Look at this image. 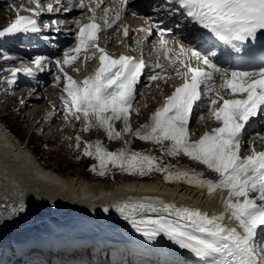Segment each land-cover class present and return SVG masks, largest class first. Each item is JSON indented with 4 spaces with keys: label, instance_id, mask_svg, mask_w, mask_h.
<instances>
[{
    "label": "snow or ice",
    "instance_id": "snow-or-ice-1",
    "mask_svg": "<svg viewBox=\"0 0 264 264\" xmlns=\"http://www.w3.org/2000/svg\"><path fill=\"white\" fill-rule=\"evenodd\" d=\"M27 2L35 7L21 5L15 9V20L0 30V37L39 32L38 18L44 12L72 11L62 0H51L46 4L42 0ZM66 3L73 4V0H66ZM103 4L104 0H76L74 7L86 10L88 15L86 22L72 21L76 26L75 46L54 61L48 56H35L31 61L35 68L7 69L11 76L6 77V82L9 85L15 83L18 72L28 76H34L36 71L50 72L49 65L54 63L57 75L53 87L59 88L62 78L64 81L60 99L65 121L69 116L83 119L85 131L99 126L109 139H119L122 132L115 129L114 121L123 120L124 133L132 131L131 112L138 111L133 108V103L145 69L153 68L147 76L149 87L152 81L172 79L167 70L173 69L175 77L182 82L152 114L151 124L142 125L148 131L137 130L135 135L155 143L170 141L168 155L183 153L215 172L218 179H205L203 173L194 170H173L175 166L162 165L155 156L141 152L123 148L110 152L99 141L94 145L85 142L84 155L94 156L99 161L98 174L101 176L106 175L110 164L133 175L161 172L166 182H184L206 188L210 195L218 189L227 190V196L221 200L223 211L219 213L177 206L153 196L129 198L115 207L148 241L163 235L200 258L202 264H264V151H257L253 143L251 154L241 155L253 118L260 117L264 127V0H166L164 11L167 16L178 13L182 20L210 33L205 35L189 30L185 38L190 44L177 40L175 46H170L165 39L172 31L169 27L150 24L144 29H132L127 23H119L125 10L137 15L131 8V0H113L107 7H102ZM98 10L103 14L98 16ZM21 11L31 15H20ZM62 23L52 19L44 27L59 32ZM109 29L122 32L124 37L132 31H144L145 40L156 29L160 34L153 44L158 54L157 62L150 66L142 56L111 55L99 42L100 34ZM142 42L136 41L137 44ZM192 45L198 46L199 50ZM82 53L85 64L96 58L98 65L91 74L78 81L65 68L75 64ZM5 59L11 57L5 56ZM73 71L80 69L73 68ZM20 103L25 101L21 99ZM205 107L219 126L192 140L190 121L196 111ZM259 138L264 139V136ZM80 139V136L76 137L77 147ZM92 170L96 171L97 166L93 165ZM24 207L21 205L19 210L24 211Z\"/></svg>",
    "mask_w": 264,
    "mask_h": 264
},
{
    "label": "bare ground",
    "instance_id": "bare-ground-1",
    "mask_svg": "<svg viewBox=\"0 0 264 264\" xmlns=\"http://www.w3.org/2000/svg\"><path fill=\"white\" fill-rule=\"evenodd\" d=\"M21 1H17L14 3L15 9H19L21 7V5H24L23 2H27V0H21ZM49 2H51V0H46L43 3L46 4ZM112 2H113V0H104V4L102 5V7L110 6L112 4ZM2 3H3V1H2ZM21 13L22 12H20L19 14L25 15V14H21ZM86 14L88 15L86 10L74 8L70 17H68L66 19V22H68L67 23L68 28L70 30L74 29L75 25L72 23V21L75 19H81L82 20V16H84ZM102 14H103L102 10L97 11L98 16H100ZM57 15L58 16H56L53 19H57V20L61 21V19L64 17V16L59 15V14H57ZM16 16H17V12H16ZM51 16H55V15H51ZM15 18H14V20H15ZM14 20H12L11 23ZM132 21H133V18L130 17L127 14V10H125L123 18L119 23H127L130 26V28L134 29L132 24H131ZM135 37H136V33L133 31L129 33L128 37H124L122 32H116V31H113L112 29H109L100 35L99 42H100L101 47H106L107 50L113 51L114 49H116L118 47L128 48L129 45H133V43H134L133 41L135 40ZM2 38H3V40L0 41V43H3V42L6 43L7 42V43L11 44V42L21 43L22 40H18L20 38L26 39V41L29 42L30 36H26L25 33H17V34H8L7 36L0 37V39H2ZM129 42L130 43L132 42V44H129ZM32 43L33 42L31 41L30 44H32ZM68 48H70V47L68 46ZM148 48H149L148 50L151 49L150 46ZM66 50H67V48L65 46L64 51H66ZM155 56H157L156 52H154V53L148 52L145 55V58H146L147 62H152V60ZM85 67H84L85 69L83 68L84 69L83 72L81 74H78V76H79L78 78L83 79L84 76L91 74L92 71L94 70V67L90 64V62H89V65L85 66ZM167 74L172 75L173 78L167 80L166 83H168V85H170L169 82H171V84H173L174 86L170 85L172 88H169V87H166V85H165V89H167V91L164 93L165 99L167 96L171 95V93L174 91L175 87L178 86L182 82V81H180L179 83L174 84V79L176 77H175L173 69L169 68L167 70ZM73 78L78 80V78H76L74 76H73ZM147 81L148 80L145 79L143 76L141 77L140 82L137 84V92L135 95V99L137 98V96L141 97V99L138 101V104L143 106V104L145 102L146 109L150 111L151 110L150 108H152V106H153L151 104V101H152L151 98H153L156 91H155L154 87L150 88L149 86H147V87L144 86V83ZM163 81L164 80H160L157 83V86L161 85L160 86V88H161L164 85ZM39 84L41 85V82ZM141 87H142V89H141ZM139 90H141L143 93L140 94L138 92ZM159 92H157V94ZM19 94H24L26 96L25 99H27L29 96L28 93L27 94L23 93L22 90L19 91L18 95ZM148 94H151V96L148 97ZM224 94L227 98V92H225ZM18 95H16V96L18 97ZM157 97H155V98H157ZM37 98H38L37 94H33V95L29 96V99L26 100V105L28 107L29 106L36 107L35 109L28 110L29 111L28 115L32 118H36V120L33 122V124L36 123L38 118L40 117V112L43 109L46 110L45 104L36 105L35 103H33V100L36 101ZM135 99H134V101H135ZM161 102H158L160 105H158L157 107L163 106L165 100L164 101L162 100ZM157 107H156V110H157ZM204 109H206V108H204ZM47 110L50 111L49 109H47ZM198 112L200 115L199 117L203 116L204 119L202 120V123H200V121H201L200 120L199 123H197V125L195 127L193 126V128H191L192 126L190 127V125H191V121H190V124H189V131L190 132L192 131L196 135L198 133L202 132L201 135H203V132L210 131L213 126H215V127L219 126L218 122H214V123L210 122L211 116L208 115V117H207V115L203 113L204 112L203 110L202 111L198 110ZM132 115L137 119H134L132 116V118L130 119V124H132V122L135 120H140L141 115H139V111H135V113H133ZM54 121H55L54 117H50V116L48 117V123H50V122L52 123ZM43 122H45V121L43 120ZM200 124H202V125H200ZM37 126H38V124H37ZM121 127H122V125H121ZM123 128L124 127H122V129ZM122 129H120V131ZM124 134H126V133H124ZM198 136H197V138H198ZM50 138L53 140H56V136L54 137V135L50 136ZM130 138H131V136H130ZM253 139L254 138H252V140ZM124 142H126L127 143L126 145H128V141H124ZM259 142H261V141H259ZM24 143L25 142H22L21 138H19L12 129H9L5 123H2L1 119H0V213H1V218H4V217L8 216L9 214H11L15 210V207L19 208L20 203L24 200L23 186H26V185L28 186V189L31 188L30 190H33V192L36 191L38 193L37 189L41 190L42 192L45 193L44 194L45 196L49 197L53 201L52 203H50L49 200H46V201L45 200H35V203H30L29 205H27L26 209L29 212L27 214L24 213V215H23L24 217L18 218V222L15 224L17 226V228L18 227L19 228L20 227H28V226L38 225V224H44L45 222H48V221H49L48 223L53 224L52 220L66 221L67 213L69 212V209L72 206L71 202H75L79 206L77 204H74L75 206H77L78 212L72 218V222H70V224L69 223L65 224V225H67L66 226L67 229H77L78 227H81L85 223L88 224V223H91L93 221H101V220H105V219H109V218L114 219L120 225L123 224V226L130 224L128 221H126L122 218V216L116 210L115 204L122 203L129 198L135 199V198H140V197H144V196L160 197L165 202H173L176 205L177 204L178 205L184 204V205L200 207L203 210H205L207 212H211V213L212 212L219 213V212L223 211L221 200L223 197L227 196V190L218 189V190H216L215 193L210 195L207 192L206 188L202 189L199 187L188 185L186 183L182 184L181 182H166L165 180L158 179V178L155 180H153V179L152 180H146L148 178H144V177H143V179H145V180H143V179H131V180L117 179V180L109 182V183H105V182L104 183H97V182L93 183L92 181L85 180L84 179L85 176L83 177L81 175L82 173H80V172H77V173H73V171L67 172V173L59 172L60 174H57V172L60 170L58 168V166H57L58 171L55 169L56 168L55 166L57 164L49 166V165H47L46 162H44V163L41 162V160L36 157V154H35L36 152L33 149L31 150L30 141H27L26 144H24ZM262 143H263V141H262ZM262 143L258 144V145H262ZM123 145H125V143ZM243 148H244V146L242 147V151H243ZM54 150L57 151V148ZM250 150L252 151V147ZM250 150H248V151L246 150L244 152H241V155L246 156V155L251 154ZM256 150L257 151H264V145H262L261 148L256 149ZM212 174L214 175L212 180H216L214 178H217L216 177L217 174L216 173L214 174V172ZM17 183H18V185H17ZM17 187H22V194L21 195H19L20 189L18 191ZM55 197H59V199L56 200ZM27 202H28V200H27ZM61 202H63L64 205L66 206L65 210L58 208L60 206ZM101 204H103L104 207H102V209L99 207L100 210H98V211H100V215L97 216V218H96V217H94L96 214L93 216L92 212H94V210L96 211V207L98 205H101ZM105 208H108L107 212L104 211ZM43 212H46L50 216L49 217L40 216ZM109 214H114V216H109ZM38 216H40V217H38ZM110 222H112V220H108L109 224H110ZM6 223H7V221H4L2 224L0 222V233H1V231H4L6 229V227H7ZM225 223H228V221L226 220ZM232 223H234V221ZM102 224L104 225V223H102ZM100 225L101 224H98L96 226H100ZM103 227H105V226H103ZM10 228H11V226H10ZM100 228L101 227H99L98 230H100ZM131 229H134V228H130L128 232L121 235V237L124 240L138 239L139 235L132 233ZM57 232L58 231L56 229L55 231H53L54 234H52L51 237H49V235L48 236L45 235V236H43V240L38 239V241L36 240V238L41 235L40 232H38L36 234H34V233L29 234L26 243H24L25 239H23L22 241L19 240L18 242L14 241L15 236H14V234L10 233V235L6 239H3V237H2V239L0 238L2 240V241L0 240V248L3 251H6V250L9 251L10 250L9 252H6L5 254H2V255L11 256L10 254H13L16 250L19 251L20 249H22L25 246H27V248L32 247L34 244H35L34 245L35 247H40L42 249L54 248V249H59V250H64V249L75 250L78 248L77 244H74L73 242L64 243L63 239L65 238V236H63V235H65V234L64 233L58 234ZM5 233H7V232H5ZM33 235H37V237L36 236L34 237ZM75 236H76V238L75 239L72 238V240H70V241H76L79 243V241L77 240V235H75ZM141 238L146 239L144 236ZM65 240H67V239L65 238ZM8 241H11V246L5 245V243H8ZM13 241H14V243H13ZM22 243H24V244H22ZM8 246H9V248L7 249ZM148 249L146 251V250L139 248L136 251H137L138 255H141L143 258L148 259L149 264H156V260H155L156 256H154L153 252L148 251ZM102 254H103V252L93 253V258L100 259ZM4 256H2V257H4ZM162 256L165 257V260H166L165 263H167V264L172 263V261H170V260H174V258H175V256H172L171 254L165 255L162 253V254L158 255V257H162ZM0 263H1V260H0ZM165 263L163 262L161 264H165ZM185 264H196V262L188 261Z\"/></svg>",
    "mask_w": 264,
    "mask_h": 264
},
{
    "label": "rangeland",
    "instance_id": "rangeland-1",
    "mask_svg": "<svg viewBox=\"0 0 264 264\" xmlns=\"http://www.w3.org/2000/svg\"><path fill=\"white\" fill-rule=\"evenodd\" d=\"M17 1H21V0H14L13 2H11V0H7L2 5V0H0V29H1V27L11 23L13 16H14V11H15V8L13 7V5ZM15 14H16V11H15ZM15 17H16V15H15ZM26 36H27V34H26ZM2 40H3V38L0 39V41H2ZM24 40L25 41H23V40L22 41L25 42V44H27L26 39H24ZM52 41L54 42V40H51V41H49V43L46 44L47 46H45L44 50H41V48L37 50L35 48L34 50H36V51H27V50L32 49V48H28V46H27L30 44L25 45L22 42H21V44L15 43L13 45H11L12 42H11V44H9V43L7 44V42L6 43L3 42L2 44H0V119H1V122L5 123L9 129H12L15 132V134L19 138H21L22 142H25L28 139L27 141H30L31 150L33 149L36 152L35 153L36 157L39 158L41 160V162H43V163L46 162L47 165H49V166L57 164L55 166L56 167L55 169L57 170V166L60 169L59 171L57 170L58 171L57 174H60L59 172H61V173L62 172L67 173V172H72V171H73V173L80 172V173H82L81 175L83 177L85 176L84 177L85 180L92 181L93 183L94 182L109 183V182L115 181L117 179H123V180L143 179V177L148 178L146 180H152V179L155 180L157 178L163 179L164 173H161V172L153 171L149 175H146V176L133 175V174H130L127 172H122L118 167H113L110 164L108 165L109 169L107 170L106 175L101 176L99 174H96L89 167V164L91 163L93 165L94 161L91 160L86 155H84V148H85V142H88L89 144L94 145L96 141H99L101 143V145L106 149L107 148L108 149H114V148H116L114 146L117 145L118 150L123 148L126 151L141 152V153H144L147 155L155 156L157 158L158 163H160L162 165H173V166H175L173 170H175L176 168L194 170L195 172L203 173V177L205 179H212L214 177V175L212 174L213 173L212 170H209L202 163L195 161V160H192L191 158L184 155L183 153H181L179 155H175V156L168 155L167 149L170 147V144H171L170 141H163L162 143H155L151 140H142L135 135V132L137 130H140L142 133L148 131V129L143 128L142 125H146V124L150 125L151 124L152 114L156 111V107L158 105H160L158 102L162 101L161 93L163 95V101L165 100L164 93L167 91V89H165V85H166V87H169V88H172L171 86H174L173 84H171V82H169V84L171 86L168 85V83H166L161 88H160L161 85L157 86V84L151 83L150 88L154 87L156 93L153 96V98H151V100H152L151 104L153 106H152V108H150L151 109L150 111L146 109L145 102H144L143 106L138 104V101L141 99V97L137 96V98L135 99V102L133 103V108L138 109L139 115H141V116H140V120H135V121L132 120L133 122L131 124L132 125L131 126V128H132L131 132L124 134V132L122 131L123 130L122 127H124L123 126L124 125L123 120L114 121L115 129L117 131H120V129H122L121 130L122 136L119 139H109L105 130L103 128H100L99 126H93V127L89 128L87 131H85L83 119L76 120L74 117L69 116L68 120L65 121V119H64V116H65L64 105H63L62 100L60 99L61 89L63 87V78L60 81V87L59 88L53 87V85L55 84L54 77H55V75H57V71H56L54 63L52 65H49L50 72L49 71H45V72H39L38 71V76H28L23 72H18L14 78L15 83L9 85L6 82V77L11 76V73L9 71H6L7 69L22 68V67H29V66L30 67L32 66V68H35V66H33V64L31 63V61L36 55L48 56L53 61L55 60L56 57H59L60 53L54 54L56 51V45L53 44ZM37 45H39V44H37ZM40 47H41V45H40ZM5 56L11 57V59L6 60ZM84 67H80L79 65L67 66L65 68V70L69 73V75L76 76L80 72L81 73L83 72V70L86 68V67L85 68ZM73 68H79L80 71L79 72L73 71ZM21 73H23L25 75H20ZM159 81L160 80H157V83ZM38 82L39 83L41 82V85ZM147 85H148V83H144V86L147 87ZM141 89H142V87H141ZM20 90H22L23 93H26V94L27 93L28 94L29 93L37 94V96H38L37 100L36 101L33 100V103H35L36 105L45 104L46 110L43 109L40 112V117L38 118L37 122L34 124H33V122L36 120V118L30 117L28 115V112H29L28 110L35 109L36 107H31V106L28 107L26 105V100L29 99V96H31V95H29L28 98L25 99L26 96L24 94L18 95ZM138 92L140 94L143 93L141 90H139ZM157 92H159V93L157 94ZM16 95H18V97ZM149 96H151V94H148V97ZM155 97H157V98H155ZM21 99H23L25 101L24 104L20 103ZM159 107H157V109ZM205 108L206 109L203 110L204 111L203 113L206 114L208 117V115L210 116V114L207 110V107H205ZM47 109H49L50 111H48ZM135 111L136 110H133L131 112L130 119L132 118V116H133L132 114L135 113ZM49 116L54 117L55 121L52 123L51 122L48 123V117ZM199 116H200L199 112H197L194 116V119H192L193 121L191 120V125H190V127L192 126L191 128H193V126L195 127L197 125V123H199V121L201 120ZM133 118L137 119L134 116H133ZM212 119L213 118L210 117V122L215 121L214 119L213 120ZM43 120L45 122H43ZM200 123H202V120L200 121ZM37 124H38V126H37ZM121 125H122V127H121ZM200 125H202V124H200ZM261 125H262V123L259 124L258 128L249 129L247 131V134L245 136V143L246 144L244 145L243 151L250 150L253 143L255 145V148H257V149L261 148L262 145H264V139L259 138V137H262L264 135V127H262ZM255 129H257V131H254ZM191 133H192V135L190 136L191 137L190 139L196 140V139H199L202 132L198 133L197 135L194 134V132H192V131H191ZM256 134H258V135H256ZM52 135H54V137L56 136V140H53L50 138V136H52ZM129 135L131 136V138ZM77 136H80V138H81L79 141V147H77V141H76ZM197 136H198V138H197ZM105 138H107V139H105ZM252 138H254V139L252 140ZM123 140L128 141L129 146L126 145L127 143L124 142ZM259 141H261V142H259ZM262 141H263V143H262ZM123 142L125 143L126 146L123 145L124 144ZM261 143H262V145H258ZM53 148L54 149L57 148V151H55ZM214 174H215V172H214ZM216 177L217 178H214V179H218V175ZM143 180H145V179H143ZM181 183L185 184L184 182H181ZM17 185H18V183H17ZM17 189H18V191L20 189L19 195H21L22 194V187H17ZM30 189H28L27 185L23 186L24 200L20 203L19 208L21 205H24L25 206L24 210H25L26 206L29 205L30 203H35V200H45V201L49 200L50 203L53 202L49 197L45 196L44 195L45 193L42 192L41 190L37 189V191H38V193H37L36 191L33 192V190H30ZM55 199L57 200V199H59V197H55ZM27 200H28V202H27ZM71 203H72V206L77 208V206L74 205L77 203H75V202H71ZM102 205L103 204L98 205L96 207V211L94 210V212H92L93 216L96 214L94 217L97 218V213H100V211H98V209ZM19 208L15 207V210L11 214H9L8 216H6L4 218H1V213H0L1 224L4 221H7L6 229L4 231H1V233H0L1 239H2V237H3V239H6L10 235V233H12L15 236L14 241L18 242L19 240L22 241L23 239H25V240L28 239L29 234H33V233L36 234V233L40 232L41 235L39 237H37V235H33L34 237L35 236L37 237L36 240L38 241V239L43 240V236H45V235H47V236L49 235V237H51V235L54 234L53 231H55L56 229L58 231L57 232L58 234L64 233L65 235H63V236H65L66 239L72 240V238H74V239L76 238V236L74 234H72L73 233L72 230H74V229H67V227H66L67 225L55 227L54 224L48 223L49 221L45 222L44 224H38V225H33V226H28V227H20V228L18 227L17 228V226L15 224L18 222V218L24 217L23 216L24 211H20ZM58 208L65 210L66 206L64 205L63 202H61L60 206ZM114 214H109V216H114ZM108 220H112V222H110V224H109ZM113 220L114 219L109 218V219H105V220H101V221H93L92 223H94L95 225L104 223L103 226H105L106 228L102 226L100 230L104 231L109 237L114 238V239H116V238H118V236L128 232L130 228H133L131 226V224H127V225L123 226V224L120 225L115 220L114 221ZM85 224H87V223H85ZM10 226H11V228H10ZM131 231H132V233L139 235L138 239L143 237V235L141 233H137L135 231V229H131ZM5 232H7V233H5ZM14 241H13V243H14ZM5 245L11 246V241H8V243H5ZM140 249H143L146 251H147V249H148V251L151 250V248L147 245H142L140 247ZM9 251L8 250L3 251L0 248V252H2L1 254H5L6 252H9ZM2 256H4V255H2ZM20 264H49V263L43 257H39V256L34 257L30 254H27ZM57 264H68V260H66V261L62 260V261L58 262Z\"/></svg>",
    "mask_w": 264,
    "mask_h": 264
},
{
    "label": "water",
    "instance_id": "water-1",
    "mask_svg": "<svg viewBox=\"0 0 264 264\" xmlns=\"http://www.w3.org/2000/svg\"><path fill=\"white\" fill-rule=\"evenodd\" d=\"M74 211H75V210H74V208H72V209H71V214H73V213H74Z\"/></svg>",
    "mask_w": 264,
    "mask_h": 264
},
{
    "label": "trees",
    "instance_id": "trees-1",
    "mask_svg": "<svg viewBox=\"0 0 264 264\" xmlns=\"http://www.w3.org/2000/svg\"><path fill=\"white\" fill-rule=\"evenodd\" d=\"M90 165V164H89Z\"/></svg>",
    "mask_w": 264,
    "mask_h": 264
}]
</instances>
